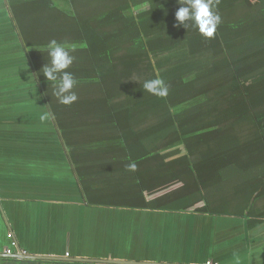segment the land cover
<instances>
[{"label": "trees", "instance_id": "1", "mask_svg": "<svg viewBox=\"0 0 264 264\" xmlns=\"http://www.w3.org/2000/svg\"><path fill=\"white\" fill-rule=\"evenodd\" d=\"M8 2L68 145L90 155L138 153L133 158L139 170L149 165L151 175L164 168L166 179L182 180L179 188L153 199V206L205 201L199 211H226L230 203L239 210L255 192H264V0H219L222 22L213 38L174 26L176 0ZM51 39L75 46L67 71L78 82L73 89L78 99L70 105L57 102L41 73L47 59L39 49ZM157 73L169 86L166 97L140 87ZM144 122L151 134L143 140L137 137L143 136L138 127ZM117 124L120 129H112ZM120 137L123 145L117 147ZM212 138L214 143L205 142ZM176 145L183 147L182 157L160 158ZM223 151L226 159L210 167L208 157ZM194 164L203 166L197 174ZM92 167L82 179L90 200L97 201L95 191L110 189H95ZM148 172L140 174L141 181ZM149 178L152 187L164 181L157 174ZM46 263L0 259V264Z\"/></svg>", "mask_w": 264, "mask_h": 264}, {"label": "crops", "instance_id": "2", "mask_svg": "<svg viewBox=\"0 0 264 264\" xmlns=\"http://www.w3.org/2000/svg\"><path fill=\"white\" fill-rule=\"evenodd\" d=\"M45 113L47 119L41 120ZM113 126L120 129L119 124ZM138 128L143 136L137 138L144 140L151 134L146 122ZM117 142L115 146L123 145L121 137ZM205 142L214 143L213 138ZM70 146L45 101L9 2L0 0V253L16 241L17 248L27 254L67 259L264 264L263 191L255 192L246 205L239 204V210L230 203L226 211H199L205 201H165V205L153 206V199L179 188L182 180L166 179L169 173L158 168L151 175L162 176L164 181L152 187L149 165L145 170L127 168L138 153L90 155L84 147ZM178 146L160 158L178 160L183 156V147ZM227 155L223 151L208 157V165H216ZM91 166L95 189H110L103 194L95 191L97 201L90 200L82 179ZM193 167L195 174L203 168L200 164ZM146 170L147 181H141L140 174Z\"/></svg>", "mask_w": 264, "mask_h": 264}, {"label": "clouds", "instance_id": "3", "mask_svg": "<svg viewBox=\"0 0 264 264\" xmlns=\"http://www.w3.org/2000/svg\"><path fill=\"white\" fill-rule=\"evenodd\" d=\"M179 5L175 11L176 27L185 29L193 28L205 38H213L218 25L222 22L221 15L217 10L219 0H176ZM47 63L41 68V73L48 83L52 85V95L57 102L62 105L74 103L78 96L73 90L77 85L74 75L67 71L73 64L75 57L71 54L75 51V46L56 39L49 40L42 49ZM139 84L140 82L137 81ZM140 87L143 91L157 97H166L169 86L165 80L157 73L156 78L144 80ZM48 114L41 115L40 119H47ZM137 165L130 163L127 165L129 171H135Z\"/></svg>", "mask_w": 264, "mask_h": 264}, {"label": "water", "instance_id": "4", "mask_svg": "<svg viewBox=\"0 0 264 264\" xmlns=\"http://www.w3.org/2000/svg\"><path fill=\"white\" fill-rule=\"evenodd\" d=\"M21 251V249H19ZM0 258H14L19 260H52V261H76V262H95V263H108V264H130V263H141V262H131L127 260L118 259H92V258H72L67 259L59 256H41L35 254H15L13 256H8L0 253ZM145 264H150L148 262H143Z\"/></svg>", "mask_w": 264, "mask_h": 264}, {"label": "built area", "instance_id": "5", "mask_svg": "<svg viewBox=\"0 0 264 264\" xmlns=\"http://www.w3.org/2000/svg\"><path fill=\"white\" fill-rule=\"evenodd\" d=\"M17 247H18L17 242L16 241H12L11 246L6 248L4 250V252H3V254L8 255V256H13V255L18 254V253L27 254L26 251H23V250L19 251V249ZM206 264H217V263L212 262V261H208Z\"/></svg>", "mask_w": 264, "mask_h": 264}, {"label": "rangeland", "instance_id": "6", "mask_svg": "<svg viewBox=\"0 0 264 264\" xmlns=\"http://www.w3.org/2000/svg\"><path fill=\"white\" fill-rule=\"evenodd\" d=\"M234 180V181H233ZM236 183V181H235V178L234 179H231L230 181H229V185L231 186V185H234Z\"/></svg>", "mask_w": 264, "mask_h": 264}]
</instances>
